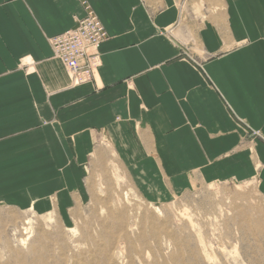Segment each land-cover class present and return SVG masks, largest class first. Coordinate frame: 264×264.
<instances>
[{"label":"crops","instance_id":"crops-1","mask_svg":"<svg viewBox=\"0 0 264 264\" xmlns=\"http://www.w3.org/2000/svg\"><path fill=\"white\" fill-rule=\"evenodd\" d=\"M85 1L107 38L92 81L73 86L49 39L80 2L0 0V197L79 189L99 139L147 197L251 177L240 124L264 154V0Z\"/></svg>","mask_w":264,"mask_h":264},{"label":"rangeland","instance_id":"rangeland-1","mask_svg":"<svg viewBox=\"0 0 264 264\" xmlns=\"http://www.w3.org/2000/svg\"><path fill=\"white\" fill-rule=\"evenodd\" d=\"M240 125L251 177H197L149 190L152 198L106 140H95L79 189L22 205L0 197V264H264V154L260 135Z\"/></svg>","mask_w":264,"mask_h":264},{"label":"built area","instance_id":"built-area-1","mask_svg":"<svg viewBox=\"0 0 264 264\" xmlns=\"http://www.w3.org/2000/svg\"><path fill=\"white\" fill-rule=\"evenodd\" d=\"M85 14L75 26L49 39L53 58L59 60L68 72L73 86L92 81L99 65V48L107 38L106 31L85 0H80Z\"/></svg>","mask_w":264,"mask_h":264}]
</instances>
